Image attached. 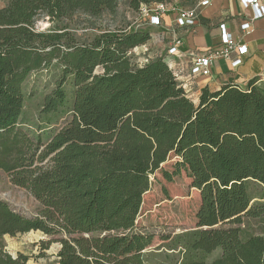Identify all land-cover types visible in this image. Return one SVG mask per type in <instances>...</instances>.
Here are the masks:
<instances>
[{"label": "trees", "instance_id": "16d2710c", "mask_svg": "<svg viewBox=\"0 0 264 264\" xmlns=\"http://www.w3.org/2000/svg\"><path fill=\"white\" fill-rule=\"evenodd\" d=\"M118 1L8 0L0 7V170L40 204L37 216L25 217L0 200V237L39 230L53 238L41 241L42 250L59 242V264H148L146 255L125 249L149 176L172 154L200 197L196 229L173 238L181 248L177 264H264V234L244 235L241 227L245 218L264 217V203L252 202L249 191L251 181L264 188V89L255 79L244 88L204 87L194 101L163 56L132 59L130 50L151 38L146 23L83 42L65 28H34L42 15L57 21L114 13ZM176 1L126 3L139 13L197 2ZM52 64L60 73L40 113L68 108L71 118L44 143L19 126L22 86ZM27 260L0 244V264Z\"/></svg>", "mask_w": 264, "mask_h": 264}, {"label": "rangeland", "instance_id": "374dc122", "mask_svg": "<svg viewBox=\"0 0 264 264\" xmlns=\"http://www.w3.org/2000/svg\"><path fill=\"white\" fill-rule=\"evenodd\" d=\"M7 2L8 0H0V7L5 6ZM150 13L132 11L126 0H119L114 13L103 12L95 17L77 13L71 19L57 21H50L42 15L36 20L34 28L40 32L65 28L78 42H83L106 30L141 27L146 21L149 23ZM130 54L136 62V48ZM140 56L146 57L147 53H140ZM59 73L60 67L52 64L47 69L31 73L22 86L24 97L19 126L31 135H40L44 143L71 118L68 108L55 116L49 114L46 117L40 113L44 96L54 88ZM46 118H51L49 124L46 123ZM149 180V190L143 195L141 208L129 233L130 239L125 251L141 252L147 256L148 264H177L181 248L175 246L173 238L196 229L195 214L200 204L199 192L187 167L172 154L149 176ZM249 191L253 197L252 202L264 203V198H261L264 196L262 185L251 181ZM0 200L25 217L37 216L40 210V204L25 189L12 184L10 176L2 170ZM241 227L244 229V235L264 234V217L245 218ZM51 239L53 238L39 230H32L14 237L4 235L0 237V244L12 256L17 253L26 255V264H59L56 256L60 248L59 242L52 241L48 249H41V241ZM218 255L217 250L209 255L208 259Z\"/></svg>", "mask_w": 264, "mask_h": 264}, {"label": "crops", "instance_id": "0c3cea01", "mask_svg": "<svg viewBox=\"0 0 264 264\" xmlns=\"http://www.w3.org/2000/svg\"><path fill=\"white\" fill-rule=\"evenodd\" d=\"M250 16L251 10L238 0H212L208 6L199 9L197 22L188 31L174 26V14L170 12L162 16L160 25H151L146 21L151 38L146 44L137 46L136 53L139 59L143 58L140 53H147L149 59L155 56L169 58L167 48L171 40L179 36L183 42V54L173 61L187 73L191 58L205 54L219 44V25L224 24L235 40L246 46L247 51L240 56H232L230 60L214 61L210 76H199L190 84L192 98L197 101L204 87L218 90L228 82L244 88L250 80L255 79L254 85L264 89V17L252 21L251 27L242 31L240 24ZM145 49L147 51L143 53Z\"/></svg>", "mask_w": 264, "mask_h": 264}, {"label": "built area", "instance_id": "2783aa9c", "mask_svg": "<svg viewBox=\"0 0 264 264\" xmlns=\"http://www.w3.org/2000/svg\"><path fill=\"white\" fill-rule=\"evenodd\" d=\"M212 0H197L195 6L191 8H182L176 4H155L153 6H143L141 12H151L149 14V24L160 25V19L167 13L172 12L174 14V26L176 28H182L184 30H191L196 24L199 17V9L208 6ZM245 8L251 10V16L243 23L240 24L242 31L251 27V22L264 17V0H238ZM147 14V13H146ZM220 29V41L217 46L210 48L205 54L195 55L191 58L187 73L183 72V69L175 63L176 57H180L183 54L181 49L182 39L179 36L174 37L171 40L169 47L167 48V55L169 58H164L169 66V69L173 72L177 80L180 81L182 87L186 90L187 94L192 97L190 90V84L199 76L208 77L211 74V65L218 59L230 60L232 56H240L247 51L244 44L236 41L234 36L228 32L224 24L219 25ZM133 50V49H132ZM129 54L131 53V51ZM147 51L145 49L143 52ZM131 55V54H130ZM138 57V54L136 53ZM139 64H144L149 60L148 57L138 59Z\"/></svg>", "mask_w": 264, "mask_h": 264}]
</instances>
